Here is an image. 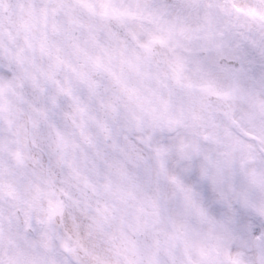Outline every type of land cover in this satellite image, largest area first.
Returning a JSON list of instances; mask_svg holds the SVG:
<instances>
[{"label":"clouds","instance_id":"obj_1","mask_svg":"<svg viewBox=\"0 0 264 264\" xmlns=\"http://www.w3.org/2000/svg\"><path fill=\"white\" fill-rule=\"evenodd\" d=\"M0 264H264V0H0Z\"/></svg>","mask_w":264,"mask_h":264}]
</instances>
